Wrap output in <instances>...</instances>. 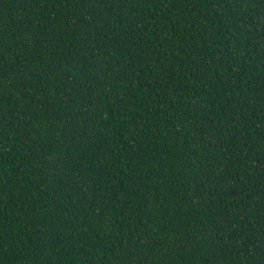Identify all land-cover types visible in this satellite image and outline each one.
Segmentation results:
<instances>
[{
	"label": "trees",
	"instance_id": "16d2710c",
	"mask_svg": "<svg viewBox=\"0 0 264 264\" xmlns=\"http://www.w3.org/2000/svg\"><path fill=\"white\" fill-rule=\"evenodd\" d=\"M0 264H264V0H0Z\"/></svg>",
	"mask_w": 264,
	"mask_h": 264
}]
</instances>
